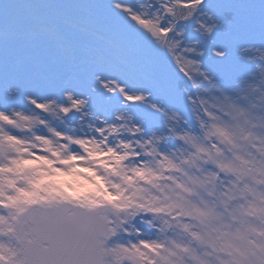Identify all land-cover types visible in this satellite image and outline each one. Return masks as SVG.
Returning a JSON list of instances; mask_svg holds the SVG:
<instances>
[{"label":"snow or ice","instance_id":"6c2138e0","mask_svg":"<svg viewBox=\"0 0 264 264\" xmlns=\"http://www.w3.org/2000/svg\"><path fill=\"white\" fill-rule=\"evenodd\" d=\"M0 264H264V0H0Z\"/></svg>","mask_w":264,"mask_h":264}]
</instances>
